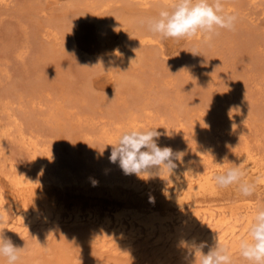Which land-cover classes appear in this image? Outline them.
<instances>
[{"label": "rangeland", "instance_id": "374dc122", "mask_svg": "<svg viewBox=\"0 0 264 264\" xmlns=\"http://www.w3.org/2000/svg\"><path fill=\"white\" fill-rule=\"evenodd\" d=\"M103 1L110 2L109 6H101L99 3ZM247 1L223 0L225 11L237 16L235 29L218 30L219 35L211 46L198 40L176 41L161 39L159 36V42L155 41L158 45L155 42L148 46V43L137 45L134 42L137 26L146 17L157 15L161 7L167 6L161 3L142 7L138 0L0 2V128L4 123L5 127H11V130L10 127L7 129L10 135L6 134L0 139V167H3L2 170L0 168V187L7 193L10 192L4 176L9 164H12V169L22 168L21 170L32 173L38 171L35 163L30 160L31 149L22 146L18 139L16 141L19 129L36 136V139L40 138L38 141L51 150L54 160L51 165L54 169L67 168L77 176L89 177L87 183H76L79 186L77 188L76 184L70 186L68 183L63 188H58L59 185L45 187L48 202L63 214L61 221L59 220L61 223L58 221L48 226V229L46 226H34L25 235L18 229L14 231V226L6 227L5 235L14 245L23 248L19 264H195V254L190 246L198 244V240L190 242L186 237L174 242H171V238L154 241L151 240L152 237L145 240L146 237L141 235L142 237L138 236L139 239L136 237L137 240L134 237L130 244V240H126L118 229L108 227V233L111 230L110 234H115V238L107 236L109 238L106 240L112 241L111 244H106L105 240L104 245L93 241L96 221L89 222L83 217L73 223V219L65 221L64 215L75 211H92L100 219L105 213L125 219L140 212L139 215L147 217L152 212H162L167 207H173L156 189L136 193L130 182L139 179L145 183L148 178L135 174L123 175L119 163H109L110 160L107 159L112 149L109 144H114L117 140H113L114 143L105 141L107 131L104 130L109 129L111 132L119 128V125L123 129L125 125L119 122L124 123L132 110L141 113L138 112L140 116L137 126L131 125L129 129L157 128L161 134L157 141L160 147L167 146L174 152H184L197 166L200 162L195 152L198 149L202 151V145L207 148L202 151L206 161L215 163L217 167L234 166L233 163H236L237 155L245 144L264 161V0H260V3L259 0H254L252 4L251 0ZM121 20L127 22L125 31L120 30ZM51 25L59 32L55 38L52 34L46 35L47 28ZM255 45L257 46L254 47ZM193 47L199 48L200 55L190 52ZM131 49L140 50L138 62H128ZM241 100L244 101L243 106L238 103ZM137 104H143L146 112L137 108ZM224 108L228 113L223 112ZM221 109L222 112H219ZM237 110L241 111L242 116L245 115L242 120L235 115H228ZM92 118L99 120L96 122ZM163 123H166L164 127ZM206 136H209L208 139ZM187 140L189 142L186 143ZM102 163L109 166V171L106 172L110 176L114 175L120 180L125 178L121 181L124 185L120 181L113 187L100 184L101 168L98 167H102ZM82 170L84 172L80 173ZM126 179L128 181L124 183ZM91 181L98 183L93 185V182L90 184ZM239 194L233 188H218L214 193L198 194L197 198L200 205L230 206L237 202ZM254 199L257 203L264 201V192L256 194ZM21 207L20 204V209ZM16 211L12 205L9 206L10 215H15ZM79 221L84 222L82 224ZM91 223L94 225L93 230ZM36 227H41L44 232L40 228L37 231ZM104 230L107 233V229ZM215 243L216 241L209 243L202 251L206 254ZM229 252L234 264H246L239 255V249H230ZM0 264H6V260L0 258Z\"/></svg>", "mask_w": 264, "mask_h": 264}, {"label": "bare ground", "instance_id": "6f19581e", "mask_svg": "<svg viewBox=\"0 0 264 264\" xmlns=\"http://www.w3.org/2000/svg\"><path fill=\"white\" fill-rule=\"evenodd\" d=\"M9 0H0V2H4L7 3ZM11 1V0H10ZM90 1V0H89ZM236 1V0H235ZM240 1V0H238ZM247 0H245L246 2ZM251 0V4H252ZM262 1V0H261ZM138 2L140 4H142L143 6H149V4H164V5H169L173 2V0H138ZM231 2V1H230ZM242 2V1H241ZM238 2V3H241ZM248 2V1H247ZM255 2V1H254ZM253 2V4H254ZM257 2V0H256ZM108 3L110 2H101L99 3L101 6L105 7L108 5ZM232 3V2H231ZM243 3V2H242ZM249 3V2H248ZM260 3V0H259ZM258 3V5H260ZM138 4V3H137ZM243 5V4H241ZM99 6V7H101ZM109 6V5H108ZM257 6V5H255ZM228 8H231L228 6ZM227 8V9H228ZM233 8V7H232ZM236 8V7H235ZM238 8V6H237ZM52 9V8H51ZM50 9V10H51ZM226 9V10H227ZM239 9V8H238ZM235 10V9H233ZM237 10V9H236ZM95 11V10H93ZM45 12V9H44ZM234 12V11H231ZM41 13V12H40ZM254 17V16H253ZM252 17V18H253ZM256 17V16H255ZM147 18V17H146ZM251 18V17H250ZM257 18V17H256ZM253 18V19H256ZM112 19V18H110ZM117 19V18H116ZM124 19V18H123ZM113 22V21H111ZM122 22V20H121ZM97 23H100L99 21ZM114 23V22H113ZM127 22H122L119 24L120 26V30L121 31H125V28ZM109 24V23H108ZM48 26L47 28V32L46 35L49 34V36L52 34L55 38L57 37V33L59 35V32L57 31V29L55 27ZM69 26V25H68ZM98 29V28H97ZM109 30V28H108ZM61 31V30H60ZM135 31V30H134ZM100 32V31H99ZM43 33H45L43 31ZM64 33V32H63ZM106 34V33H105ZM250 34V33H249ZM44 35V34H43ZM41 35V36H43ZM45 35V36H46ZM44 36V37H45ZM251 36H253L251 34ZM48 36H46L47 38ZM122 37V36H121ZM134 42L138 45V43H148L147 46L149 45V43H152L157 41L159 42V38L155 35H152L151 33H149L145 27H143L142 25L137 26V31L135 33L134 36ZM248 37V36H247ZM49 38V37H48ZM52 38V36H51ZM106 38V37H105ZM49 40V39H48ZM133 40V39H132ZM131 40V41H132ZM254 40V39H253ZM233 41V40H232ZM129 42V40H128ZM156 43V42H155ZM154 43V44H155ZM53 44V43H52ZM132 44V43H131ZM158 45V43H156ZM144 45V44H143ZM54 46V44H53ZM146 46V45H145ZM257 45H255L254 47H256ZM253 47V46H252ZM251 47V48H252ZM253 47V48H254ZM258 48V47H257ZM21 50V49H20ZM132 52L130 53L129 58H128V62H138L140 60V50L136 49L133 50L131 49ZM144 50V49H142ZM249 50V49H248ZM252 50V49H250ZM22 51V50H21ZM150 51V50H149ZM253 51V50H252ZM251 51V52H252ZM118 52V51H117ZM116 52V53H117ZM130 52V51H129ZM139 52V53H138ZM248 52V51H247ZM21 53V52H20ZM150 53V52H149ZM240 53V52H239ZM253 53V52H252ZM144 54V53H143ZM251 54V53H249ZM241 55V54H240ZM252 55V54H251ZM127 56V57H128ZM243 59V58H242ZM250 59V58H249ZM221 60V59H219ZM103 64V63H102ZM245 65V64H244ZM264 65V64H262ZM202 66V65H201ZM232 67V66H231ZM202 70V69H201ZM129 72V71H127ZM243 72V71H242ZM236 73V72H235ZM130 74V73H129ZM248 74V73H247ZM252 75V74H251ZM210 76V75H209ZM250 76V75H249ZM90 77V76H89ZM214 77V76H213ZM212 78V77H211ZM208 79V78H207ZM210 79V78H209ZM122 80V79H121ZM89 81V80H88ZM122 83V82H121ZM126 83V81L124 82ZM137 83V82H136ZM139 83V82H138ZM242 83V82H241ZM140 85V84H139ZM138 85V86H139ZM91 86V85H90ZM139 87H142V85H140ZM34 101V100H33ZM37 101V100H36ZM142 101V100H141ZM240 106L244 105V101H240L238 102ZM181 104V103H180ZM139 105L137 108L139 109H144V107L142 106L143 104H137ZM222 105V104H219ZM229 105V104H228ZM9 106V105H8ZM58 106V105H57ZM146 106V105H145ZM227 106V105H226ZM132 107V106H131ZM230 107V106H229ZM53 108V107H52ZM51 108V109H52ZM61 108L58 107V109ZM64 108V107H63ZM62 108V110H63ZM68 108V107H67ZM186 108V107H185ZM188 108V107H187ZM195 108V107H194ZM198 108V107H197ZM55 109V108H54ZM65 109V108H64ZM192 109V108H191ZM61 110V109H60ZM66 110V109H65ZM69 110V109H68ZM145 110V109H144ZM150 110V108L148 109ZM242 110V109H241ZM64 111V110H63ZM70 111V110H69ZM142 111V110H141ZM157 111V110H156ZM59 112V111H58ZM66 112V111H65ZM68 112V111H67ZM72 112V111H70ZM125 112V111H124ZM130 113H128L127 117L125 118L126 121H124V123L119 122V124H124L125 127H120L119 128L117 126L116 130H111V132L113 131L114 133H111L110 130H104L107 131V134L104 133V131H102L105 135H107L105 141H111V143H114L115 140H117L120 136V134L123 131H126V129H129L128 127L131 128L133 126H137V122H139V117L141 113L138 110H132L129 111ZM139 112V113H138ZM146 112V110H145ZM153 112V111H152ZM150 111V113H152ZM174 112V111H173ZM218 112V111H217ZM222 112V109L221 111ZM224 113H228L227 110L224 108L223 109ZM236 112V113H235ZM231 114H228L229 116L235 115L237 118H241L242 120V113L241 111L237 110ZM52 113V111L50 112ZM186 113V112H185ZM245 113V112H244ZM14 113L12 112V115ZM61 115V113H58ZM145 114V113H144ZM59 115V117H60ZM65 116V113L63 114ZM73 115V114H72ZM121 115V114H120ZM174 115V114H173ZM186 115V114H185ZM223 115V114H222ZM8 116V115H7ZM52 116V115H51ZM76 116V114H75ZM83 116V114H82ZM92 116V115H90ZM157 116V115H156ZM221 116V115H220ZM54 117V116H53ZM58 117V118H59ZM62 117V116H61ZM73 117V116H72ZM159 117V116H158ZM161 117V115H160ZM225 117V116H224ZM223 117V118H224ZM52 118V117H51ZM56 118V117H55ZM85 118V117H84ZM101 118V117H100ZM123 118V120H124ZM142 118V117H141ZM147 118V117H146ZM152 118V115L151 117ZM255 118V117H254ZM258 118V117H257ZM260 118V117H259ZM3 119V118H2ZM93 119V118H92ZM98 119V118H97ZM96 119V120H97ZM149 119V118H148ZM147 119V120H148ZM162 119V117H161ZM180 119V117H179ZM178 119V121H179ZM227 119V118H226ZM232 119V118H231ZM87 120V119H86ZM95 119H93L94 121ZM95 120V121H96ZM99 120V119H98ZM105 120V119H104ZM230 120V119H229ZM236 120V119H235ZM238 120V119H237ZM246 120V119H243ZM248 120V119H247ZM260 120V119H259ZM83 121V120H82ZM91 121V119H90ZM89 121V122H90ZM118 122V120H116ZM122 121V120H121ZM164 121V120H163ZM162 121V122H163ZM170 121V120H169ZM181 121V120H180ZM228 121V120H227ZM92 122V121H91ZM98 122V121H96ZM114 122V121H113ZM127 122V123H126ZM142 122V121H141ZM161 122V121H160ZM237 122V121H236ZM239 122V120H238ZM242 122V121H241ZM250 122V121H249ZM13 123V122H12ZM81 124V122H79ZM83 123V122H82ZM85 123V121H84ZM115 123V122H114ZM130 125H126V124ZM148 123V122H147ZM247 123V121H246ZM1 124V123H0ZM92 124V123H91ZM109 124V123H108ZM111 124V123H110ZM117 124V123H116ZM142 123H140L141 125ZM164 124V123H163ZM169 124V123H168ZM183 124V123H181ZM234 124V123H233ZM233 124L231 126H233ZM244 124V123H243ZM9 125V124H8ZM100 125V123H99ZM115 125V124H114ZM144 125V124H143ZM142 125V126H143ZM166 125V123L163 125V127ZM170 125V124H169ZM172 125V124H171ZM178 125V124H177ZM239 125H242L239 124ZM238 125V126H239ZM247 125V124H246ZM253 125V124H252ZM13 126V124H12ZM95 126V125H94ZM103 126V125H101ZM105 126V125H104ZM107 126V125H106ZM111 126V125H110ZM113 126V125H112ZM146 126V125H145ZM182 127V125H180ZM249 126V125H248ZM10 127V126H9ZM9 127H5V123L3 125H1L0 128V139L3 138V136H7L10 135V132H7V129ZM19 127V126H18ZM177 127V126H176ZM187 127V126H186ZM247 127V126H246ZM17 128V127H16ZM99 128V127H98ZM96 128V129H98ZM125 128V129H124ZM166 128V127H165ZM184 128V127H183ZM215 128H218L217 126ZM239 128V127H236ZM235 128V129H236ZM242 128V127H241ZM251 128V127H249ZM11 130V127L9 128ZM8 129V130H9ZM107 129V128H106ZM136 129V128H133ZM164 129V128H163ZM176 129V128H175ZM174 129V130H175ZM178 129V128H177ZM228 129V128H226ZM235 129H232L234 131H236ZM240 129V128H239ZM253 129V128H252ZM101 130V129H100ZM98 130V131H100ZM130 130V129H129ZM141 130V129H140ZM238 130V129H237ZM251 130V129H250ZM256 130V129H255ZM16 131V130H15ZM35 131V130H34ZM117 131V132H116ZM183 131V130H182ZM205 131V130H204ZM229 131V130H227ZM231 131V129H230ZM233 131V132H234ZM239 131V130H238ZM12 132V131H11ZM18 132V133H17ZM17 135H16V141L18 139L19 142L22 143V146L25 145L28 149H31V155H30V160L32 161V163L37 166V172L36 173H32V172H27V171H23L21 170L19 167V169L15 168L12 169V164H9V169H7V171L4 168V176L5 179L7 181V186H8V190H10L9 193H7L6 191L3 190V188L0 187V214L3 215L4 217V224L3 227H12L14 226V231H16L15 229L20 230V232L24 235L25 233L34 226H46V229L50 228L48 226L53 225L54 223L58 222L60 219H62L61 217L63 216V214L59 211L56 210L54 208V205L48 202V196L46 195L47 193L45 192V187L48 188H53L57 185L58 188L60 186H65L66 183L70 184H74L73 186H75L76 183H87L89 182V180L87 178V176H77V174H73L72 171L66 170L67 168H65L64 170H56L54 169V167L51 165L52 162V156L50 154L51 150H49L45 144L40 143L38 140L40 139H36L33 135L24 132L22 129L17 130ZM116 132V133H115ZM177 132V131H176ZM217 132V131H216ZM219 132V130H218ZM247 132V131H246ZM37 133V132H36ZM195 133V132H194ZM203 133V132H202ZM7 134V135H6ZM184 134V133H183ZM223 134V133H222ZM243 134V133H242ZM246 134V133H245ZM15 135V134H14ZM35 135V133H34ZM95 135V134H94ZM205 135V134H204ZM249 135V134H248ZM193 136V135H192ZM199 136V135H198ZM201 136V135H200ZM89 137V136H88ZM100 139V136H98ZM96 135V138H98ZM194 137V136H193ZM207 137V136H206ZM209 137V136H208ZM207 137V139H208ZM42 138V136H41ZM87 138V137H86ZM192 138V137H191ZM203 138V137H202ZM244 138V137H243ZM98 139V140H99ZM103 139V138H102ZM194 139V138H193ZM206 139V138H205ZM246 139V138H244ZM114 140V141H113ZM160 140V139H159ZM9 141V140H7ZM42 141V139H41ZM102 141V140H101ZM113 141V142H112ZM193 142V140H190ZM196 141V140H195ZM194 141V142H195ZM245 141V140H244ZM12 142V141H11ZM14 142V141H13ZM104 142V141H103ZM116 142V141H115ZM186 143L189 142L188 140L185 141ZM184 142V143H185ZM6 143V142H5ZM18 143V142H17ZM106 143V142H105ZM161 143V141H160ZM183 143V142H182ZM245 143V142H244ZM190 144V143H189ZM188 144V145H189ZM205 144V143H204ZM252 144V143H251ZM9 145V144H8ZM20 145V144H19ZM185 145V144H184ZM206 145V144H205ZM244 145V144H243ZM3 146V145H2ZM21 146V147H22ZM24 146V147H25ZM190 146V145H189ZM194 146V145H193ZM204 145H202L201 147L198 145V147H200L202 149V151L204 149L207 150V148L203 147ZM5 147V146H4ZM192 147V146H191ZM197 147V146H196ZM196 147H194V150L196 151ZM26 148V150H27ZM176 148V147H175ZM96 149V148H94ZM178 149V148H177ZM181 149V148H180ZM210 149V148H209ZM6 150V149H5ZM183 150V149H182ZM187 150V149H186ZM202 151L198 149L197 152H195L196 158L198 159V161L200 162L199 166L195 165L192 161H190L187 157L188 155L183 156V161L184 163L182 165H179L178 168L175 170V174L170 176L169 178L167 177V173L163 174L162 176L159 175H153L151 177H148L147 181L144 183H142L139 179H136L134 182H130V185H133V189L135 190L136 193H145L148 192L152 189H156L157 192L160 193V195L166 199L168 202L173 204V207L168 208L162 212H155L147 217H143L141 215H139L140 213L136 214V215H131L128 218H122L120 216H110L108 213H105L103 215V217L100 219L97 217V215L92 212V211H88V212H80V211H74L73 209V213H68L66 215H64V220H74L73 223L78 222V220L83 219V217L89 222H95L96 225V230L93 235V241L99 242L104 244L105 240L108 239L106 238L107 236H110L111 238H115L113 236H115V234H113V236L108 233V227H112V229H118L121 232V235L126 239V240H130L129 243L132 244V239L135 237L138 238V236H144V238L146 237L145 240H147V237L151 238V240L153 239L154 241L157 240H164V239H170L171 238V242L177 241V240H182L181 238H188V240L190 242H195L196 240H198V244H201L202 242L206 243V245H208L209 243H212L214 241H219L221 244H224L228 247V249L232 250V249H239V242L242 238H246L247 237V232H248V227L249 224L251 223L252 220V216L257 208L258 205L264 204L262 202L261 203H257L255 201V195L256 194H260L262 192H264V161H262L259 157L257 156V154L255 153V151H251V149H249V145L245 144L244 146H242V150L240 153H238L237 155V160L236 163L237 165H240V167L245 171V177L244 180L255 184V192L251 197H244L241 194H239V197H237V202L236 203H232L230 206H224V205H212V204H205V205H200L198 203V198L197 195L198 194H204L205 192H216L218 187L213 179L214 175L217 174H221L223 172H225L228 168L233 167V166H220L217 167V165H215V163L210 164L209 162L206 161V158L202 155ZM209 151V150H208ZM27 152V151H26ZM53 152V151H52ZM177 152V151H175ZM182 152V151H181ZM190 152V151H188ZM2 153V152H1ZM6 153V152H5ZM28 153L30 154L29 150ZM98 153V152H97ZM104 153V152H103ZM197 153V154H196ZM205 153V152H204ZM3 154V153H2ZM214 155V154H213ZM236 155V154H235ZM262 155V154H261ZM8 156V155H7ZM85 156V155H84ZM103 156V155H101ZM226 156V155H225ZM97 157V156H96ZM213 157V156H211ZM87 159V157H85ZM83 157V159H85ZM223 158V157H222ZM262 158V157H261ZM29 159V158H28ZM60 159V158H59ZM109 161V158H107ZM192 160V159H191ZM209 160V158H208ZM229 160V159H228ZM84 161V160H83ZM89 162L91 161L88 160ZM88 161H86V163H88ZM101 161V160H100ZM214 161V160H213ZM21 162V161H20ZM30 162V161H29ZM54 162V160H53ZM96 162V161H95ZM211 162V161H210ZM219 162V161H218ZM223 162V161H222ZM4 163V162H3ZM56 163V162H55ZM111 163V162H109ZM221 163V162H219ZM7 164V163H6ZM58 164V163H57ZM95 164V163H94ZM103 164V163H102ZM105 164V163H104ZM101 165L102 167L104 166ZM1 165V164H0ZM26 165V164H25ZM29 165H32L29 163ZM34 165V166H35ZM67 165V164H66ZM78 165V164H77ZM86 165V164H85ZM28 166V165H27ZM33 166V165H32ZM55 166V165H54ZM91 166V165H90ZM95 166V165H94ZM119 166V165H118ZM117 166V167H118ZM2 167V166H1ZM0 167V168H1ZM58 167V166H57ZM79 167V166H78ZM93 167V166H92ZM102 167H98L99 169L101 168V173H100V178L99 181L100 184H104L105 187L110 186L113 187L118 181H122L125 178H123L122 180L119 179V177L116 176H110L109 172L107 173L106 170L109 169V166L105 165L102 169ZM3 168V167H2ZM1 168V170H2ZM36 168V167H35ZM51 168V169H49ZM97 168V166H96ZM31 169V168H30ZM75 169V168H74ZM77 169V168H76ZM75 169V170H76ZM95 169V168H94ZM0 170V171H1ZM66 170V171H65ZM85 170V168L83 169ZM80 171L84 172V171ZM96 170V169H95ZM94 170V171H95ZM115 170V169H114ZM94 171H89V172H94ZM97 171V170H96ZM99 171V170H98ZM109 171V170H108ZM87 173V171H85ZM119 172V171H118ZM3 173V172H2ZM96 174V173H95ZM111 174V173H110ZM122 174L124 175V172H122ZM87 175V174H86ZM115 175H117L115 173ZM89 176V175H88ZM121 176V175H120ZM128 176V175H126ZM125 176V177H126ZM135 176V175H134ZM121 178V177H120ZM127 178V177H126ZM138 178V177H136ZM168 178V179H167ZM93 179V178H92ZM134 180V179H133ZM128 181V179H126L124 181V183ZM129 181H131L129 179ZM93 181L90 182V184H92ZM97 182V183H98ZM65 184V185H64ZM120 184H123V182H121ZM77 185V184H76ZM85 185V184H84ZM97 185V184H95ZM99 185V184H98ZM124 185V184H123ZM126 185V184H125ZM1 186V185H0ZM68 186V185H67ZM71 186V185H70ZM72 186V187H73ZM81 186V185H80ZM89 186V185H87ZM128 187H130L128 184L126 185ZM76 188L79 187L78 185L75 186ZM85 187V186H84ZM87 188V187H85ZM84 188V189H85ZM235 189L237 190V186L236 185H232L228 188H224V189ZM238 191V190H237ZM264 200V199H262ZM40 201H42L41 203H39ZM11 205L14 207V209H17L15 215H10L8 212V208ZM20 204L22 205L21 209H20ZM61 206V205H60ZM175 206V207H174ZM176 208V209H175ZM122 210V209H121ZM118 212V211H117ZM120 212V211H119ZM124 212V211H122ZM121 213V212H120ZM116 214V212H115ZM119 214V213H117ZM122 215V214H121ZM99 216V215H98ZM61 221V220H60ZM59 221V222H60ZM63 222V220H62ZM80 222V221H79ZM84 221H81L80 223H82ZM61 223V222H60ZM66 223V222H65ZM71 223V222H70ZM98 223V225H97ZM68 224V222H67ZM72 224V223H71ZM70 224V225H71ZM83 224V223H82ZM93 223H91L90 226H92ZM80 225V224H79ZM89 226V227H90ZM41 227L40 230H41ZM55 227V226H54ZM94 225L92 226V230H93ZM37 228V227H36ZM35 228V229H36ZM39 228H37V231L39 230ZM94 228V229H95ZM9 229V228H8ZM107 229V233L104 232ZM111 229V228H110ZM34 230V229H33ZM89 230V229H88ZM114 230V231H115ZM117 230V231H118ZM8 231V230H7ZM43 230H41L42 232ZM47 231V230H46ZM18 232V231H17ZM44 232V231H43ZM12 233V232H11ZM15 233V232H14ZM40 233V232H39ZM38 233V234H39ZM114 233V232H113ZM21 234V235H22ZM30 234V231H29ZM27 235V234H26ZM91 235V234H90ZM18 236V235H17ZM141 236V237H142ZM122 237V238H123ZM140 237V239H142ZM88 238V237H87ZM136 238V240H137ZM139 239V238H138ZM115 240V239H113ZM122 240V239H121ZM135 240V239H134ZM149 240V243L150 241ZM186 240V241H188ZM112 241V239H111ZM111 241H107L106 240V244H108V242L110 243ZM117 241V240H116ZM115 241V242H116ZM143 241V239H142ZM165 241V240H164ZM163 241V242H164ZM185 241V240H184ZM123 242V241H122ZM121 242V243H122ZM134 242V241H133ZM147 242V241H146ZM153 244V241H151ZM168 242V241H167ZM170 242V241H169ZM180 242V241H179ZM197 242V241H196ZM95 243V242H94ZM139 243V242H138ZM178 243V242H177ZM96 244V243H95ZM111 244V243H110ZM109 244V245H110ZM116 244V243H115ZM119 244V243H118ZM125 244H127L125 242ZM157 244V243H156ZM166 244V243H164ZM171 244V243H170ZM174 244V243H173ZM186 244V243H185ZM105 245V244H104ZM113 245V244H112ZM145 245V244H144ZM143 245V246H144ZM155 246V244H153ZM158 245V244H157ZM172 245V244H171ZM176 245V244H175ZM187 245V244H186ZM97 246V245H96ZM128 246V245H127ZM133 246V245H132ZM135 246V244H134ZM136 246H139L138 244ZM142 246V245H141ZM162 246V245H161ZM160 246V247H161ZM180 246V245H178ZM176 246V248L178 247ZM210 246V245H209ZM105 247V246H104ZM109 247V246H107ZM113 248V246H110ZM146 247V246H145ZM168 247V245H167ZM181 247V246H180ZM188 247V246H187ZM103 248V246H102ZM128 248V247H127ZM132 248V247H131ZM139 248V247H138ZM205 248V247H204ZM104 249V248H103ZM137 248H135L136 250ZM142 249V248H141ZM154 249V248H153ZM159 249V248H158ZM157 249V250H158ZM180 249V248H179ZM116 250V249H115ZM129 250V249H128ZM134 250V249H133ZM139 250V249H138ZM156 250V251H157ZM172 250V249H171ZM183 250V249H181ZM153 251V250H152ZM180 252V251H179ZM188 253V251H187ZM237 253V252H236Z\"/></svg>", "mask_w": 264, "mask_h": 264}, {"label": "clouds", "instance_id": "9594fccd", "mask_svg": "<svg viewBox=\"0 0 264 264\" xmlns=\"http://www.w3.org/2000/svg\"><path fill=\"white\" fill-rule=\"evenodd\" d=\"M236 21L235 14L225 11L223 0H173L170 5L161 7L157 15L140 23L149 33L161 39L198 40L211 46L219 35L218 30H234ZM190 52L197 55L199 48L193 47ZM160 135L157 128L123 131L116 143L109 144L112 146L110 162H118L126 175L135 174L148 178L167 173L169 178L184 163V153L174 152L171 147H160L157 143ZM233 164L225 172L214 175L217 187L236 185L242 196L251 197L255 192V184L244 180L245 171L240 165ZM96 183L93 181V185ZM4 222V217L0 214V258H4L6 264H19L23 248L14 245L5 235ZM206 246L204 242L190 246L195 254V264H234L226 245L217 241L205 254L202 249ZM239 255L246 264H264V204L257 206L247 237L239 242Z\"/></svg>", "mask_w": 264, "mask_h": 264}]
</instances>
